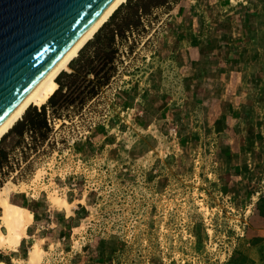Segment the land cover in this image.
<instances>
[{
    "label": "rangeland",
    "instance_id": "rangeland-1",
    "mask_svg": "<svg viewBox=\"0 0 264 264\" xmlns=\"http://www.w3.org/2000/svg\"><path fill=\"white\" fill-rule=\"evenodd\" d=\"M175 2L123 3L58 77V91L43 106H31L0 141V158L9 153L0 188L17 184L12 200L45 207L47 219H76L63 240L41 239L42 224L33 221L13 262L7 257L16 250L0 248L6 264H30L34 241L44 249L36 264H83L90 249L100 264H227L235 257L252 201L226 190L215 144L199 145L186 163L169 132L142 154L140 138L148 132L137 119L140 111L120 99L121 92L158 81L178 92L177 69L159 45ZM116 29L120 35L109 47L106 37ZM112 49L110 70L103 61ZM45 115L57 119L55 128L31 133L29 122ZM54 192L72 204L69 218L66 209L51 206Z\"/></svg>",
    "mask_w": 264,
    "mask_h": 264
},
{
    "label": "crops",
    "instance_id": "crops-1",
    "mask_svg": "<svg viewBox=\"0 0 264 264\" xmlns=\"http://www.w3.org/2000/svg\"><path fill=\"white\" fill-rule=\"evenodd\" d=\"M171 9L173 22L159 45L177 69L178 92L158 81L120 99L140 111L148 132L140 138L142 154L169 132L186 163L199 145L215 144L226 190L252 201L246 233L227 264H264V0H176ZM27 207L42 224L41 239H65L76 221L47 219L45 207ZM95 253L87 251L83 264H100ZM19 255L17 249L7 258Z\"/></svg>",
    "mask_w": 264,
    "mask_h": 264
},
{
    "label": "water",
    "instance_id": "water-1",
    "mask_svg": "<svg viewBox=\"0 0 264 264\" xmlns=\"http://www.w3.org/2000/svg\"><path fill=\"white\" fill-rule=\"evenodd\" d=\"M113 0H0V124Z\"/></svg>",
    "mask_w": 264,
    "mask_h": 264
},
{
    "label": "bare ground",
    "instance_id": "bare-ground-1",
    "mask_svg": "<svg viewBox=\"0 0 264 264\" xmlns=\"http://www.w3.org/2000/svg\"><path fill=\"white\" fill-rule=\"evenodd\" d=\"M126 1L127 0H113L8 115L0 124V141L23 118L31 106L41 107L49 101L59 89L58 77L61 73L70 71V64L72 61ZM18 189L17 184L11 181L6 182L5 185L0 188V248L17 250L21 246L23 239L30 236L28 228L33 224L35 214L29 207L12 200V193ZM20 190L23 191L24 188L21 187ZM50 202L51 206H57L59 210L66 209L68 216L71 214L72 204L67 198L50 193ZM41 243L42 242L34 241L32 244L28 255V262L30 264H36L42 258L44 249ZM0 264H6V262L0 260Z\"/></svg>",
    "mask_w": 264,
    "mask_h": 264
},
{
    "label": "trees",
    "instance_id": "trees-1",
    "mask_svg": "<svg viewBox=\"0 0 264 264\" xmlns=\"http://www.w3.org/2000/svg\"><path fill=\"white\" fill-rule=\"evenodd\" d=\"M155 3L158 4L159 2H155ZM117 35H120L119 30L117 31V29H116V32L115 31H110L109 35H107L106 43H107V45L109 47H112V45L115 43V38H116ZM104 60H105V61H103L104 65H106V67H107L110 64L111 67H109V69L110 70L113 69L114 68L113 64L116 63V50L112 49L109 53H106L105 57H104ZM90 72H93V70L88 69L87 73L89 74ZM110 78H111V76L107 75V80L108 79L110 80ZM109 80L107 82H109ZM95 94H97V92ZM41 127H45V128L50 127L49 124H48V119H47L46 115L44 116V118H41V119H38V118L34 119L33 118L28 124V130L32 131L33 133H36V135L39 132V129ZM8 155H9L8 152L7 153L3 152V155L0 158V170L2 168L1 165H3V161L5 159H6V161L8 160Z\"/></svg>",
    "mask_w": 264,
    "mask_h": 264
},
{
    "label": "built area",
    "instance_id": "built-area-1",
    "mask_svg": "<svg viewBox=\"0 0 264 264\" xmlns=\"http://www.w3.org/2000/svg\"><path fill=\"white\" fill-rule=\"evenodd\" d=\"M59 120H61L60 118H59ZM57 119L54 117L53 119H51V117H50V115H49V118H48V124H49V126L51 127V128H55V125L57 124ZM64 122H66V120L64 119ZM61 124L63 125V122H61ZM31 133H32V131H30ZM176 134V133H175ZM171 135H172V133H171ZM49 139H50V137H48L47 138V141H49ZM76 141V139H74L73 140V142H75ZM137 171H139V169L137 170ZM157 171V170H156ZM11 172H12V174H13V169L11 170ZM15 172H17V170H15ZM156 173V172H155ZM73 176H75L73 179L75 180L76 179V175L78 174V171H74L73 173ZM61 189H63V188H60V190ZM57 191H58V189H57ZM83 204V203H82ZM249 212V211H248ZM248 221H249V219H243V226L244 227H246L247 225H248Z\"/></svg>",
    "mask_w": 264,
    "mask_h": 264
}]
</instances>
